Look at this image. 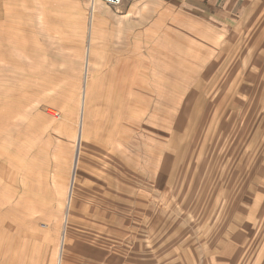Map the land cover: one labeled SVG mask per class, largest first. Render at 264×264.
I'll list each match as a JSON object with an SVG mask.
<instances>
[{"label": "rangeland", "instance_id": "374dc122", "mask_svg": "<svg viewBox=\"0 0 264 264\" xmlns=\"http://www.w3.org/2000/svg\"><path fill=\"white\" fill-rule=\"evenodd\" d=\"M90 3L0 0V264L57 262L86 82L63 264H264V34Z\"/></svg>", "mask_w": 264, "mask_h": 264}, {"label": "crops", "instance_id": "0c3cea01", "mask_svg": "<svg viewBox=\"0 0 264 264\" xmlns=\"http://www.w3.org/2000/svg\"><path fill=\"white\" fill-rule=\"evenodd\" d=\"M134 1L135 3L140 2V0ZM150 1L159 5H166L175 15L182 14L184 18L190 21L200 22L217 29L219 32H234L236 35H240L242 39L244 34H253V36L254 33L264 34V0ZM83 2L86 5L87 0H83ZM136 8L137 4H132L128 12H136ZM260 38L262 37L253 38L252 43H263L264 39Z\"/></svg>", "mask_w": 264, "mask_h": 264}, {"label": "bare ground", "instance_id": "6f19581e", "mask_svg": "<svg viewBox=\"0 0 264 264\" xmlns=\"http://www.w3.org/2000/svg\"><path fill=\"white\" fill-rule=\"evenodd\" d=\"M93 5L91 8H92L93 13H94L95 6H93ZM118 8L119 7H117V9ZM93 13L91 15V19H89L90 23L88 21V26H87V30H86L88 33V37H89V41H88L89 45H88V49L86 51L85 62H84L85 72H84V78L83 79H85V81L87 80L88 71H89V64H90L89 54H90V48H91V39L94 37V32H95V24H94L95 14L93 15ZM88 42H86V44ZM82 90H83V93H82L83 96H82L81 102H80L79 122L77 125L78 131H77V140H76V148H75V158L73 160V165L71 168L69 189H68V194H67V201L65 204V215H64V219H63V223H62L63 224L62 234H61L62 238H61L60 246L58 248L59 250H58V256H57L56 264H63L64 263L65 252H66V249L68 247L70 213H71L72 204H73V197H74L76 181H77V174H78V166H79V162H80V157H81L82 147H83L82 144H83V140H84V118H85V113H86L85 107H86V95H87V82L85 83Z\"/></svg>", "mask_w": 264, "mask_h": 264}, {"label": "built area", "instance_id": "2783aa9c", "mask_svg": "<svg viewBox=\"0 0 264 264\" xmlns=\"http://www.w3.org/2000/svg\"><path fill=\"white\" fill-rule=\"evenodd\" d=\"M95 2L103 3L104 5L110 8H117L123 4L124 0H91V7L93 3H94V6L96 5ZM91 12H93V10Z\"/></svg>", "mask_w": 264, "mask_h": 264}]
</instances>
